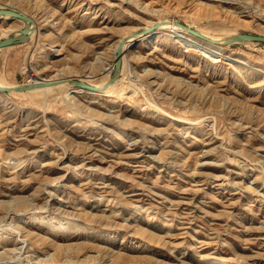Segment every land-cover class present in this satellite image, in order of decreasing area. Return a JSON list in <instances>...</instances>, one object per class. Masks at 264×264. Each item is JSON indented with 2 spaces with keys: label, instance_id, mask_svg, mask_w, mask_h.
<instances>
[{
  "label": "rangeland",
  "instance_id": "obj_1",
  "mask_svg": "<svg viewBox=\"0 0 264 264\" xmlns=\"http://www.w3.org/2000/svg\"><path fill=\"white\" fill-rule=\"evenodd\" d=\"M199 1L0 0L36 23L0 76L100 80L158 19L264 34V0ZM154 31L112 90H0V264H264V41Z\"/></svg>",
  "mask_w": 264,
  "mask_h": 264
},
{
  "label": "bare ground",
  "instance_id": "obj_2",
  "mask_svg": "<svg viewBox=\"0 0 264 264\" xmlns=\"http://www.w3.org/2000/svg\"><path fill=\"white\" fill-rule=\"evenodd\" d=\"M244 2V1H243ZM225 3V2H224ZM199 5H201L202 7H205L206 10H208L212 15H218L220 14V12L222 10H225L227 11L229 8L228 7H224L222 8V6H220V4L218 3H215L214 1L212 0H207V1H199L198 3ZM249 4V3H248ZM200 6V7H201ZM224 6V5H223ZM233 9V8H232ZM231 12V10H229ZM229 13V12H228ZM235 13V12H233ZM32 17H33V20L32 21H28L24 18H19L21 21H22V24L18 27H8L5 29V31H3L2 34H0V38L9 34V33H16V34H19V33H22V30H23V27L28 23L31 25V31H30V38L35 34V31H36V23L34 22V16L32 14H30ZM198 15V14H197ZM217 16V17H218ZM0 17H4L6 19H13V18H16L10 14H3V15H0ZM215 17V16H213ZM156 21H161L160 25L158 26L159 29H162V28H172V30L174 32H178V31H181L183 30V27L184 26H181V25H178L174 22L173 19L171 18H165V19H158V20H155L147 25H145L144 27H147L153 23H155ZM236 22V21H235ZM192 24V23H191ZM200 27V28H199ZM207 27V26H206ZM210 27V26H209ZM224 28V27H223ZM196 29H198L199 31H201L202 33H204L205 35L213 38V39H223V41L231 36V35H234L240 31L237 30V28H225V32L224 33H213L211 32L210 30H208L207 28L205 27H202L200 25H196ZM156 31H152L150 33H154ZM182 32V31H181ZM180 32V33H181ZM191 37H195L196 40H198L201 44L203 45H206V47L204 48V52L206 55H213L214 51H220L223 49V46L217 42H215L216 40H207L203 37H199L197 36L196 34H193V32H187ZM139 35V34H137ZM133 33V31H128L126 32L125 34L121 35L114 43V46H113V53H114V62L111 66V71L107 72L100 80H91L89 78H85L86 80L92 82V83H95L97 85H100L102 86L112 75V70H113V67H114V63H115V57H116V53H117V46L118 44L120 43V41L123 39V37H125V43H124V50H123V64H122V69H121V72L123 71V68L125 67V58H126V54H127V49H129L131 43L135 40H143V39H146L148 37V33H141L139 36H137ZM182 35V34H181ZM185 43H190L188 40H183ZM195 41V40H193ZM243 41V40H242ZM245 41H250L249 39H245ZM249 43V42H247ZM255 43V42H254ZM14 44H10L8 46H12ZM54 46V45H52ZM4 47H7V46H4ZM2 47V48H4ZM55 47V46H54ZM0 48V49H2ZM213 51V52H212ZM127 60V59H126ZM127 64V63H126ZM109 68V67H108ZM2 76V75H1ZM0 76V83L3 84V85H16V84H19V83H16V82H13V81H10L9 79H5L4 77H1ZM68 75H65L62 73V71H54L48 75H38L37 73L34 75V77H32V79H30L29 81H38L40 79H54V78H59V77H67ZM83 78V77H82ZM122 79L121 76H119V78L110 83L106 88H103V89H100V90H92V89H88V88H84V87H81V86H77V85H74L72 84L71 82H62V83H59V84H55V85H47V86H38V87H33V88H29V89H24V90H13L15 92H20V93H31V94H38V93H44V92H48V91H52L53 89H65L67 91V93H70L71 91H75V92H106V91H109V90H112V88L117 84V82ZM66 93V92H65ZM46 94V93H45ZM23 158V157H22ZM25 159V157H24ZM21 160V159H20ZM264 166V165H263ZM137 177V176H136Z\"/></svg>",
  "mask_w": 264,
  "mask_h": 264
},
{
  "label": "water",
  "instance_id": "obj_3",
  "mask_svg": "<svg viewBox=\"0 0 264 264\" xmlns=\"http://www.w3.org/2000/svg\"><path fill=\"white\" fill-rule=\"evenodd\" d=\"M3 14H10L14 17H19V18H24L28 21H32L33 17L22 11L19 10L15 7H9V6H0V15ZM174 22L178 25L184 26L188 31L195 33L196 35L203 37L205 39H209V40H216L213 39L207 35H205L204 33H202L201 31H199L198 29L192 27L191 25L184 23L178 19H174ZM161 21H156L155 23L147 26V27H142L140 29H136L135 31H133V33L135 35L137 34H141V33H150L152 31H154L159 25H160ZM30 31H31V25L30 24H26L23 27L22 33L16 34V33H9L3 37L0 38V48L4 47V46H8L10 44H14L17 42H22V41H28L30 39ZM138 36V35H137ZM125 37H123V39L120 41V43L117 46V53H116V57H115V63H114V67L112 70V75L111 77L102 85H97L95 83H92L84 78H76V77H59V78H54V79H40L38 81H26V82H22L16 85H3L0 83V90L1 91H13V90H24V89H29V88H33V87H38V86H47V85H55V84H59L62 82H71L74 85L77 86H81L84 88H88V89H92V90H100L103 88H106L110 83L116 81L121 73V69H122V64H123V50H124V43H125ZM245 39H249V40H260V41H264V34H260V33H251V32H238L234 35H231L229 37H227L224 41H222L223 43H229L232 41H236V40H245ZM215 42H221L220 40H217Z\"/></svg>",
  "mask_w": 264,
  "mask_h": 264
}]
</instances>
